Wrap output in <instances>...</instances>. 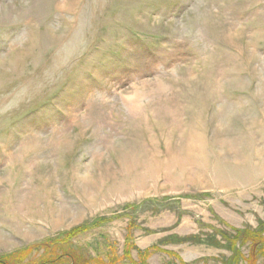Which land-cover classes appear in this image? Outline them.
<instances>
[{
  "label": "rangeland",
  "instance_id": "374dc122",
  "mask_svg": "<svg viewBox=\"0 0 264 264\" xmlns=\"http://www.w3.org/2000/svg\"><path fill=\"white\" fill-rule=\"evenodd\" d=\"M264 264V0H0V264Z\"/></svg>",
  "mask_w": 264,
  "mask_h": 264
},
{
  "label": "trees",
  "instance_id": "16d2710c",
  "mask_svg": "<svg viewBox=\"0 0 264 264\" xmlns=\"http://www.w3.org/2000/svg\"><path fill=\"white\" fill-rule=\"evenodd\" d=\"M70 258H71V260H72V264H85V263H79V262H77L76 261V255L75 254H73V253H70ZM9 264V263H8Z\"/></svg>",
  "mask_w": 264,
  "mask_h": 264
}]
</instances>
